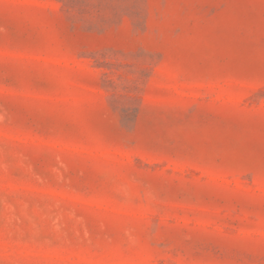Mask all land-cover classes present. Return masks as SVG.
<instances>
[{
	"label": "rangeland",
	"instance_id": "rangeland-1",
	"mask_svg": "<svg viewBox=\"0 0 264 264\" xmlns=\"http://www.w3.org/2000/svg\"><path fill=\"white\" fill-rule=\"evenodd\" d=\"M0 264H264V0H0Z\"/></svg>",
	"mask_w": 264,
	"mask_h": 264
}]
</instances>
